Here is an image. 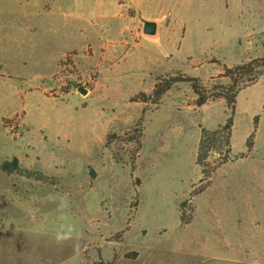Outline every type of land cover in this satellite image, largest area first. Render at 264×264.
<instances>
[{
    "label": "rangeland",
    "instance_id": "374dc122",
    "mask_svg": "<svg viewBox=\"0 0 264 264\" xmlns=\"http://www.w3.org/2000/svg\"><path fill=\"white\" fill-rule=\"evenodd\" d=\"M132 1L0 0V264H264V74L224 75L264 56V0ZM181 74L237 95L230 159L211 175L198 144L229 117L224 98L201 104L180 81L159 103L131 99ZM200 243L218 251H188Z\"/></svg>",
    "mask_w": 264,
    "mask_h": 264
},
{
    "label": "trees",
    "instance_id": "16d2710c",
    "mask_svg": "<svg viewBox=\"0 0 264 264\" xmlns=\"http://www.w3.org/2000/svg\"><path fill=\"white\" fill-rule=\"evenodd\" d=\"M224 75L229 76L233 82V85H236L239 81L255 82L260 76L264 74V56L258 58H253L252 60L243 63L237 64L235 66L229 67L224 66ZM244 78L246 80H244ZM180 81H190L195 93L198 95V102L203 104L208 100L216 98H224L228 108L230 109V115L224 123L218 125L217 128H208L203 126L201 128V136L198 144L197 151V163L201 165L202 172L204 175H211L216 171L217 167L221 164L227 162L230 159V154L232 151L231 145V136H232V127L234 123V114L236 110V93H230V87H225L218 91L209 92L208 89L201 83L200 78L197 76L191 75H170L159 78L155 83L154 88L150 94L139 92L137 95L131 98L135 101H151L152 103H159L163 95L171 89V87ZM257 123V119H255ZM251 142H248L250 146ZM212 152H219V160L215 163L210 162L209 157ZM19 160L17 157H14L12 160H4L1 164V167L7 173H11L20 168ZM27 172V171H26ZM94 172V171H93ZM28 176L36 175L38 179L47 178L46 175L36 171H28ZM93 176V173H91Z\"/></svg>",
    "mask_w": 264,
    "mask_h": 264
},
{
    "label": "crops",
    "instance_id": "0c3cea01",
    "mask_svg": "<svg viewBox=\"0 0 264 264\" xmlns=\"http://www.w3.org/2000/svg\"><path fill=\"white\" fill-rule=\"evenodd\" d=\"M203 1L204 0H193V1H189V0H133L132 4H135L136 7H139V8L142 7L141 9H143L144 11L145 10L148 11L149 10L148 8L151 7V6L156 7L155 9L158 10V11L159 10L160 11H166V10L168 11V9L172 10V11H176V9H177V7L179 5H182V4L191 5V6L194 5L196 7L194 9H192V11H191L190 8L188 10L193 12V13H198V12H201L202 9H203L202 7H200V6H202V4L206 5L207 3L208 4L210 3V6H212L214 4V2H215V0H209L207 3L205 1L204 2ZM217 4L221 5L220 2H218ZM197 5H199L198 9H196ZM189 18L191 19L190 20L191 24L190 25L188 24V26H192V25L195 26L196 23L200 24V23L203 22V20L206 21V19H202L201 17L197 18L195 16L194 17L189 16ZM173 25L174 26H178L180 24H178L175 21V22H173ZM156 26H158V25L156 24ZM188 251H190L191 253L195 252L193 254H196L198 252H201V253H208V252H211V251H215L216 252V251H218V244H214V245H212V244H204V243L190 244ZM140 253L141 252L138 253L137 257L140 256ZM208 257H210V255L209 256L208 255L204 256L205 259L200 264H243V262H237V261H231V260L230 261H217V260L214 261V260H211V258H208ZM198 263L199 262L197 261L196 264H198ZM179 264H185V263L180 262Z\"/></svg>",
    "mask_w": 264,
    "mask_h": 264
},
{
    "label": "water",
    "instance_id": "95a60500",
    "mask_svg": "<svg viewBox=\"0 0 264 264\" xmlns=\"http://www.w3.org/2000/svg\"><path fill=\"white\" fill-rule=\"evenodd\" d=\"M144 30L146 32H149V33H153V31L156 30V23L155 22H152V21H147L145 23V27H144ZM79 89L82 91V92H87V89L83 86H80Z\"/></svg>",
    "mask_w": 264,
    "mask_h": 264
},
{
    "label": "clouds",
    "instance_id": "9594fccd",
    "mask_svg": "<svg viewBox=\"0 0 264 264\" xmlns=\"http://www.w3.org/2000/svg\"><path fill=\"white\" fill-rule=\"evenodd\" d=\"M71 238L70 233H57L56 240L58 243H62Z\"/></svg>",
    "mask_w": 264,
    "mask_h": 264
}]
</instances>
